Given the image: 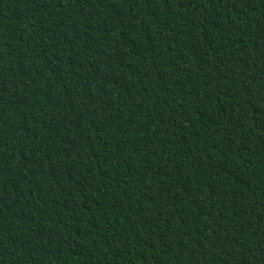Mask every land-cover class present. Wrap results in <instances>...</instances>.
Masks as SVG:
<instances>
[{
  "label": "trees",
  "instance_id": "1",
  "mask_svg": "<svg viewBox=\"0 0 264 264\" xmlns=\"http://www.w3.org/2000/svg\"><path fill=\"white\" fill-rule=\"evenodd\" d=\"M0 264H264V0H0Z\"/></svg>",
  "mask_w": 264,
  "mask_h": 264
}]
</instances>
